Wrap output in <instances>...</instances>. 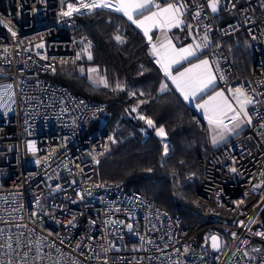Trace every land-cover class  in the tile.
Listing matches in <instances>:
<instances>
[{
    "label": "built area",
    "instance_id": "1",
    "mask_svg": "<svg viewBox=\"0 0 264 264\" xmlns=\"http://www.w3.org/2000/svg\"><path fill=\"white\" fill-rule=\"evenodd\" d=\"M178 2L186 5L182 27L191 26L196 43L211 29L201 53L218 67L220 89L233 100L229 88L243 87L255 101L248 105L252 123L216 148L193 108L207 145L189 206L200 218L193 229L120 182L93 180L110 136L90 126L106 105L48 77L78 62L77 44L89 39L66 32L78 15L101 8L77 0H0V85H12L11 97L0 95V261L24 264L28 252L27 264H264V237L256 235L264 232V0H220L216 13L207 0L172 3ZM69 4L80 11L64 15ZM239 34L254 56L249 79L236 78L222 43ZM169 180L173 191L181 186L176 174ZM37 242L42 259L35 258Z\"/></svg>",
    "mask_w": 264,
    "mask_h": 264
},
{
    "label": "trees",
    "instance_id": "2",
    "mask_svg": "<svg viewBox=\"0 0 264 264\" xmlns=\"http://www.w3.org/2000/svg\"><path fill=\"white\" fill-rule=\"evenodd\" d=\"M66 35L84 36L89 44L78 43L77 50L78 46L84 49L83 53L78 50V62L55 67L48 77L89 101L106 105L90 126V132L110 136L93 180L120 182L127 190L142 193L157 206L181 216L193 229L200 218L189 206L196 201L199 159L207 146L206 137L192 122L193 108L164 76L143 34L123 15L105 8L78 15ZM117 35L122 42L115 39ZM222 43L233 61L236 78L249 79L254 56L247 38L239 34ZM80 64L85 69L94 66L108 86L91 82L87 69L79 70ZM162 83L168 86L164 92L159 90ZM147 119L154 126L150 127ZM160 127L164 136L155 133ZM171 173L181 185H176L175 191L169 180ZM191 176L194 180L187 182Z\"/></svg>",
    "mask_w": 264,
    "mask_h": 264
},
{
    "label": "snow or ice",
    "instance_id": "3",
    "mask_svg": "<svg viewBox=\"0 0 264 264\" xmlns=\"http://www.w3.org/2000/svg\"><path fill=\"white\" fill-rule=\"evenodd\" d=\"M81 7L85 9H94V8H111L116 12H122L124 16L127 17L129 21L136 24L137 27L142 28L144 35L148 38L149 43L151 44V54L153 56H159L160 49L157 48L155 43H152V37L149 35V28L146 26L148 22H151L153 27H178L183 24L181 19L183 15V10L186 8V5L183 3H168L165 7H161L159 4H156L154 0H116V3L113 4L110 0H93L91 4L83 3V0H80ZM220 0H207V7L211 9L212 13H216L219 10ZM152 7L156 8V11H150ZM233 7L235 5L233 4ZM79 12V8H74L72 4L68 5V11L64 13L66 16H71L73 12ZM144 11H150V14L144 16L142 20H134V14L143 15ZM201 15L200 11L195 13L194 18H198ZM189 31L191 33V26L189 25ZM205 34L200 43L189 44L187 47H182L179 50L175 49L170 40H167L166 43L161 45V49H164V55L161 59H158L156 62L160 65L164 76L171 80L172 84L175 85L176 90L180 93L185 101L195 100L198 97H202L203 94H206L208 90L213 89L216 84V72L219 71L218 67L214 70L213 62L209 59L199 60V63L192 64L190 62L191 57H197V53L201 52L202 49L209 47V37L208 32L211 31L207 26L205 27ZM12 35L15 36L16 33L12 32ZM117 41L122 42V38L117 35L115 37ZM91 59V55H89ZM181 61H189L190 67L185 68L182 72H177L175 75L172 74V66L175 64L181 63ZM83 71V70H82ZM90 72H96L97 69H89ZM221 80L225 79L223 75L219 77ZM96 83L103 84L105 87L108 86L107 80L100 78L99 81H94ZM121 85L117 84V88H120ZM167 84L162 83L160 85V92H164L167 89ZM0 88L4 89V93L11 97V88L12 85H0ZM230 93L235 94V99L237 107H234L225 97L223 91H217L214 95L209 96L207 100L203 103L197 104L198 109H202L205 118L208 121V125L215 133L212 137L213 145L217 144L219 141H222L226 138L227 135L233 134L240 129L245 123H252V116L249 115L247 106L253 104L255 101L252 97L248 96L243 87L229 88ZM142 94V93H141ZM135 95V93H133ZM220 100L221 103H215L217 100ZM143 103V101H141ZM135 111V109H133ZM140 119H146L144 116H140ZM228 121V123H225ZM147 124L152 127L154 122L151 119H147ZM231 125V126H229ZM264 127V124L261 125ZM157 134L160 136L165 135V130L163 127L157 129ZM165 153H167V146H165ZM233 172L236 171L235 168L232 169ZM264 175V173H262ZM257 187H259L257 185ZM59 188V185H57ZM32 215H37L32 213ZM72 222L69 221V224ZM109 223H114L109 221ZM243 222H241L242 224ZM128 229H132V225H127ZM256 235L264 237V232H258ZM235 236V233H233ZM213 248H218L217 244L218 238L213 236ZM63 243V241H61ZM151 243V241H149ZM9 249L12 250L11 244L8 245ZM36 257H40L41 252V243L37 242L35 245ZM49 247H54V244H50ZM79 247V245H77ZM32 249L30 248L29 251ZM59 251V249H57ZM258 251V250H257ZM28 252L23 254L22 260L24 264H27L26 257ZM0 264H13V260L9 258L6 262L0 261Z\"/></svg>",
    "mask_w": 264,
    "mask_h": 264
},
{
    "label": "crops",
    "instance_id": "4",
    "mask_svg": "<svg viewBox=\"0 0 264 264\" xmlns=\"http://www.w3.org/2000/svg\"><path fill=\"white\" fill-rule=\"evenodd\" d=\"M77 1H80V0H77ZM83 1H89V0H83ZM173 1L174 0H154V2L156 4H159L161 7H165L168 3H172ZM110 2L113 3V4H115L116 3V0H110ZM111 10H113V9H111ZM150 11H156V8L155 7H152L150 9ZM150 11H144L143 12V15L134 14L133 19L134 20H142L144 16H147V15L150 14ZM117 13H119V14H121V15L124 16V14L122 12H117ZM124 17H126V16H124ZM132 24L143 34V36L145 37V39H146V41H147V43H148V45L150 46V49H151V44L149 43L148 38L144 35L143 29L137 27L136 24H134V23H132ZM146 26L149 28V35L152 37V43H155L157 45V48L160 49V53L161 54L159 56H154L155 59H156V61L158 59H161V57L164 55V51L165 50L164 49H161V45L164 44V43H166L167 40H170L171 43H172V45L177 50H179L182 47H187L189 44L196 43L194 41V39H193L192 33H190V31L188 29L183 28L182 27V24L180 26H178V27L168 28L167 26H165V27L161 28L159 26L153 27L151 25V22H148V24ZM189 59H190V62L192 64H195V63H199V60L207 59V58H206L205 55H203L201 52H199V53H197V57H191ZM188 67H190L189 61H181V63L173 65L171 71H172V74L175 75L177 72H182V71H184L185 68H188ZM167 80L170 82V84L176 90L175 85L172 84L171 80H169V79H167ZM217 91H222V90L220 89V87L218 85V82H217V79H216V84H215L214 88L208 90L206 94H203L202 95V97H198L197 99L190 100V101H185L184 100L188 105H190L192 108L195 109V111L200 116L201 120L206 125V127L208 129L209 145H210L211 148H216V147H219V146L223 145L224 143H226L227 141H229L231 138H233L234 136H236L237 134H239L241 131H243L244 128H245V126H246V123H245L244 125H242V127L240 129H237V131L235 133L227 135L224 140L219 141L217 144L213 145V143H212V137H213V135H215V133L212 131V129L208 125V121H207V119L204 116L203 110L202 109H198L196 107V105L197 104H200V103H203L205 100L208 99L209 96L214 95V93L217 92ZM225 97L228 98L229 102L234 107H237V103H236V99L235 98L232 100V99H230L228 97L227 94H225ZM215 103L219 104V103H221V101L218 99ZM246 110L248 111V106H247V109ZM225 123H228V121H225ZM229 126H231V125H229Z\"/></svg>",
    "mask_w": 264,
    "mask_h": 264
},
{
    "label": "rangeland",
    "instance_id": "5",
    "mask_svg": "<svg viewBox=\"0 0 264 264\" xmlns=\"http://www.w3.org/2000/svg\"><path fill=\"white\" fill-rule=\"evenodd\" d=\"M79 47V51L80 52H84V49H82V47L81 46H78ZM78 68H79V70L80 71H85L86 69V71H87V73H88V78H89V80L91 81V82H93L94 84H100V83H96V82H94V81H99L100 80V78H102L100 75H99V73L96 71V72H90L89 71V69H93V68H95L94 66H89L88 68H86L85 69V67L82 65V64H80L79 66H78ZM96 69V68H95ZM156 133H157V129H156V131H155ZM158 136H160V135H158Z\"/></svg>",
    "mask_w": 264,
    "mask_h": 264
},
{
    "label": "water",
    "instance_id": "6",
    "mask_svg": "<svg viewBox=\"0 0 264 264\" xmlns=\"http://www.w3.org/2000/svg\"><path fill=\"white\" fill-rule=\"evenodd\" d=\"M194 115V114H193ZM105 134H107V133H105Z\"/></svg>",
    "mask_w": 264,
    "mask_h": 264
}]
</instances>
